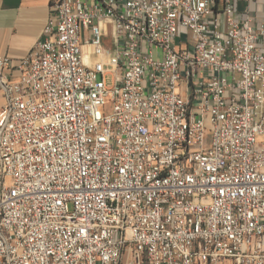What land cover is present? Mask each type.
Here are the masks:
<instances>
[{"label":"built area","instance_id":"obj_1","mask_svg":"<svg viewBox=\"0 0 264 264\" xmlns=\"http://www.w3.org/2000/svg\"><path fill=\"white\" fill-rule=\"evenodd\" d=\"M144 261L264 264V0H52L0 55V264Z\"/></svg>","mask_w":264,"mask_h":264},{"label":"crops","instance_id":"obj_2","mask_svg":"<svg viewBox=\"0 0 264 264\" xmlns=\"http://www.w3.org/2000/svg\"><path fill=\"white\" fill-rule=\"evenodd\" d=\"M51 15L52 0H0V55L26 57L43 39Z\"/></svg>","mask_w":264,"mask_h":264},{"label":"rangeland","instance_id":"obj_3","mask_svg":"<svg viewBox=\"0 0 264 264\" xmlns=\"http://www.w3.org/2000/svg\"><path fill=\"white\" fill-rule=\"evenodd\" d=\"M107 83H108L109 85L112 83V77L109 76V77L107 78ZM142 264H147V263H146V261H144V263H142Z\"/></svg>","mask_w":264,"mask_h":264}]
</instances>
